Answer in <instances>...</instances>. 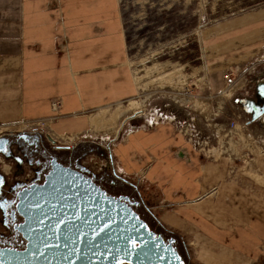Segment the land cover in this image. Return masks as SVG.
Instances as JSON below:
<instances>
[{
    "label": "crops",
    "instance_id": "crops-1",
    "mask_svg": "<svg viewBox=\"0 0 264 264\" xmlns=\"http://www.w3.org/2000/svg\"><path fill=\"white\" fill-rule=\"evenodd\" d=\"M222 19L204 31L211 49L223 51L209 95L228 88L216 77L221 68L235 70L264 49V5ZM135 88L119 0H0V124L43 121L54 134L99 144L123 179L148 189L162 226L184 243L193 239L192 263L256 264L264 256V193L231 174L237 149L200 147L175 121H141L143 113L129 116L117 138L93 131V113ZM228 98L215 115L235 114Z\"/></svg>",
    "mask_w": 264,
    "mask_h": 264
},
{
    "label": "rangeland",
    "instance_id": "rangeland-1",
    "mask_svg": "<svg viewBox=\"0 0 264 264\" xmlns=\"http://www.w3.org/2000/svg\"><path fill=\"white\" fill-rule=\"evenodd\" d=\"M119 4L136 88L129 98L97 109L91 120L93 131L117 138L122 125L132 114L143 113L141 121L144 118L154 121L159 118L160 111L168 116L171 112L181 122L180 132L187 139L191 132L187 125L194 124L199 134L192 139L199 137V141L203 142L200 147L219 143L229 151L228 155L233 153L231 149H237L238 156L231 158V174L240 176L249 191L259 192L261 189V193H264V167L261 166L264 151L260 142L264 140V129L257 124H245V117L236 103V96L242 90L231 95L233 89L242 83H246L248 88L255 80L264 79V49L260 56L244 62L235 70L228 69V65L221 68L216 77H220L221 83L228 84V88L209 95L206 89L210 86L213 68L219 65L216 62L223 57V51L212 50L209 42L204 40L205 29L214 26L217 20L261 7L264 0H119ZM226 74H229V78H225ZM239 78L240 83L234 86ZM228 95H231L230 98ZM226 98L227 106L235 114L215 115L216 109H222L225 105ZM43 123L21 120L15 124H0V134L38 132L50 148L63 147L65 151H71L80 144V140L73 136L54 134ZM92 143L96 149L84 155L79 162L94 173L108 170L117 179H123L115 167L102 158L105 150L99 144ZM15 165L12 157L0 154V171L7 173L10 179L16 175ZM29 169L27 167V172ZM136 187L130 194L139 200L142 197L149 211L148 216L152 214L156 225L170 231L162 226L157 214L152 211V202L144 197L143 191L148 189L140 185ZM110 193L129 194V191ZM192 241L189 237L185 241L189 260Z\"/></svg>",
    "mask_w": 264,
    "mask_h": 264
},
{
    "label": "water",
    "instance_id": "water-1",
    "mask_svg": "<svg viewBox=\"0 0 264 264\" xmlns=\"http://www.w3.org/2000/svg\"><path fill=\"white\" fill-rule=\"evenodd\" d=\"M257 87L263 88L264 98V81ZM8 141L0 134V154L5 157L12 155ZM71 163L53 157L44 181L19 198L25 217L21 230L29 239L20 252L27 261L22 264H186L172 244L174 238L165 241L134 209L138 200L108 192L95 182L94 172ZM64 232L72 236L53 235Z\"/></svg>",
    "mask_w": 264,
    "mask_h": 264
},
{
    "label": "flooded vegetation",
    "instance_id": "flooded-vegetation-1",
    "mask_svg": "<svg viewBox=\"0 0 264 264\" xmlns=\"http://www.w3.org/2000/svg\"><path fill=\"white\" fill-rule=\"evenodd\" d=\"M258 81H264V79L255 80L252 85L237 94L236 103L245 117L244 121L252 125L257 124L264 129L263 88L257 87ZM259 112L261 114L253 119L252 117ZM1 135L9 138L7 151L12 152L9 157L15 160L17 170L15 171L16 175L11 179L6 175L7 173L0 171L3 174V183L0 186V263L22 264L27 261L22 259L20 252L27 247L29 239L21 230V224L25 217L18 208L19 198L24 190H28L33 184H41L44 181L45 175L52 166L53 157H56L57 161L64 165H68V160L63 158L65 148H50L38 132L18 131ZM79 161L80 159H74L71 165L76 168L80 164ZM27 167L30 168L29 172H27ZM127 195L137 200L135 195ZM134 205L139 207L138 202ZM149 226L157 234H160L165 241L174 238L172 244L181 254L185 263L194 264L186 257L189 254L188 248L178 235L163 228L158 229ZM45 235L48 236L49 234L46 233ZM53 235H61L59 237L72 236L66 232L54 233ZM120 264L130 263L121 262ZM256 264H264V257Z\"/></svg>",
    "mask_w": 264,
    "mask_h": 264
},
{
    "label": "trees",
    "instance_id": "trees-1",
    "mask_svg": "<svg viewBox=\"0 0 264 264\" xmlns=\"http://www.w3.org/2000/svg\"><path fill=\"white\" fill-rule=\"evenodd\" d=\"M79 145H76L74 149L71 151H65L63 158L65 160H70L72 161L74 159H81L84 155H86L88 152L91 150H95L96 146L90 142V141H81L79 142ZM95 182L100 184L102 187H104L108 192L110 191H129V194L132 192L131 190L137 189L135 186V183L127 180V179H117L113 174H111L108 170H102L98 174L95 173L94 177ZM139 203V207L137 205H133L134 209L139 213V215L147 221L149 225H151L154 228L160 229L158 225L155 224V221L153 219V215L151 214L148 216L147 213H149L148 208L146 205H144V202L142 200L137 199ZM145 209V210H144ZM147 216V217H145ZM148 218V219H147ZM151 219V220H150ZM153 220V221H152ZM157 226V227H156Z\"/></svg>",
    "mask_w": 264,
    "mask_h": 264
},
{
    "label": "built area",
    "instance_id": "built-area-1",
    "mask_svg": "<svg viewBox=\"0 0 264 264\" xmlns=\"http://www.w3.org/2000/svg\"><path fill=\"white\" fill-rule=\"evenodd\" d=\"M224 76H225V78H229V74H226ZM169 114H170V116H168L167 113L164 114L162 111H160L158 119H165V120L175 121L178 125L181 123L179 120H176V115L175 114H173L171 112ZM198 134L199 133H197L195 129L191 130V132H190V136H195L196 137ZM196 141H199V137H198V139H196Z\"/></svg>",
    "mask_w": 264,
    "mask_h": 264
},
{
    "label": "bare ground",
    "instance_id": "bare-ground-1",
    "mask_svg": "<svg viewBox=\"0 0 264 264\" xmlns=\"http://www.w3.org/2000/svg\"><path fill=\"white\" fill-rule=\"evenodd\" d=\"M148 119V118H147Z\"/></svg>",
    "mask_w": 264,
    "mask_h": 264
}]
</instances>
